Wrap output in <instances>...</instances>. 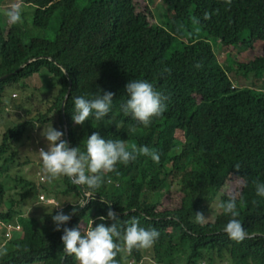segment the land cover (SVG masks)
I'll return each mask as SVG.
<instances>
[{"label": "trees", "instance_id": "16d2710c", "mask_svg": "<svg viewBox=\"0 0 264 264\" xmlns=\"http://www.w3.org/2000/svg\"><path fill=\"white\" fill-rule=\"evenodd\" d=\"M154 2L165 10L160 20L154 15ZM23 3L22 23L0 25V78L28 64L0 80V223L13 222L17 214L13 202L6 207V179L19 178L27 187L21 203L37 191L13 166L19 159L13 145L26 137L19 136L20 131L50 125L65 133L70 147L82 151L87 137L99 132L106 140L156 149L160 161L139 156L127 166L118 164L119 174H106L102 186L63 227L87 228L92 221L95 226L110 206L119 214L121 230L136 218L140 226L160 233L151 248L118 254L119 264H264V197L256 195L253 183H264V92L236 89L211 42L214 39L231 53L257 51L238 68L264 80V0H232L230 5L226 0ZM206 12L210 19H204ZM57 15L52 39L35 35L47 30ZM188 24L198 26L205 36L190 39L183 32ZM165 67L171 72L161 75ZM35 75L42 83L39 88L27 83ZM132 79L147 80L168 97L166 111L149 127L120 111L128 98L125 85ZM100 90L115 94L109 116L76 125L74 98H93ZM12 107L23 118L15 127L9 116ZM58 180L65 190L51 191L45 182L46 198L53 201L71 194L78 201L54 209L43 227L25 224L21 239L9 241L2 232L0 249L8 248L0 250V264H78L63 251V232L55 230L52 217L61 210L72 213L74 204L86 198V188L72 185L64 176ZM233 191L238 193L236 218L248 233L242 242L224 232L232 217L222 209L213 222L201 225L195 220L196 212H209Z\"/></svg>", "mask_w": 264, "mask_h": 264}, {"label": "clouds", "instance_id": "9594fccd", "mask_svg": "<svg viewBox=\"0 0 264 264\" xmlns=\"http://www.w3.org/2000/svg\"><path fill=\"white\" fill-rule=\"evenodd\" d=\"M232 0H226L231 4ZM23 0L11 3L4 12L7 19L6 24L16 25L23 20ZM1 17V15H0ZM204 19H210V14L205 13ZM198 23L197 21H194ZM37 59H34L36 61ZM196 67H201L197 64ZM171 69L165 67L161 75L170 74ZM127 99L120 104V111L125 116H131L139 124L149 127L153 118L160 117L167 109L165 101L168 97L156 90L154 85L144 79H132L125 85ZM114 93L100 90V94L93 98L78 96L74 98V111L72 119L76 125H83L90 117L101 121L109 116L112 110ZM67 118V117H66ZM65 123V119H64ZM69 123V121H68ZM50 126V125H49ZM66 129V123H65ZM70 129V126H69ZM135 130V129H133ZM67 132V130H66ZM42 136L47 141V150H39L40 158L47 179L49 181L61 176L67 177L74 186L85 187L86 198L81 200L72 213L65 214L62 210L52 217L55 230L63 232L61 241L64 245L63 251L68 256H74L78 264H119L116 257L121 253L131 254L133 249H148L159 239L160 233L155 228L140 226L136 218L127 222L126 227L121 228L119 214L111 209L107 216H100V223L83 228L78 225L73 228L63 227L75 215L78 208H83L104 183V177L108 173H118L117 165L127 166L130 162L137 160L139 156L149 157L154 163H159L160 153L148 146H137L127 144L121 139H105L99 132H94L84 142V150L80 147H70L63 137V131L56 130L52 126L43 131ZM239 171L240 165H235ZM42 183V181H41ZM256 187V195L264 197V183L253 181ZM236 192H230L227 201L218 203V207L225 214L232 217L224 226V232L236 242H242L248 233L238 217ZM51 200V199H50ZM54 208H60L56 205ZM106 220H111L110 225ZM195 220L203 225L206 217L203 212H196ZM10 226V225H9ZM8 226V227H9ZM13 227V225L11 224Z\"/></svg>", "mask_w": 264, "mask_h": 264}, {"label": "rangeland", "instance_id": "374dc122", "mask_svg": "<svg viewBox=\"0 0 264 264\" xmlns=\"http://www.w3.org/2000/svg\"><path fill=\"white\" fill-rule=\"evenodd\" d=\"M87 1L92 2L94 0ZM14 2H16V0H0V25L6 24L7 19L4 15V12L7 7ZM151 6L153 7L155 17L159 20L162 19V16L165 14V10L162 4L160 2H154L151 4ZM58 24L59 15H57L53 19L50 27L47 30L42 32L38 31L39 33L36 31L34 33H36L35 35H39L42 38L52 39L56 34V31L58 30ZM183 32L187 35H190V39H200L205 36V33L202 31V29H200L194 24H188V29H184ZM186 34L185 38L187 39ZM211 42L214 45L213 47L217 54L218 63L226 71L230 81L236 89H238L239 91H244L248 89L250 91H253L255 94H260L264 92L263 79L255 77L254 74L245 75V73L240 72L238 68L239 63H245L253 60L255 55L258 53L257 51H234V53H231L225 48H223V46H221L214 39L211 40ZM27 83L31 86H37L38 88L42 85V83L40 82V78L37 75L29 78L27 80ZM16 99L17 101L21 100L19 95L16 96ZM9 116L13 122V127L21 125L23 123V118L21 117V114L15 109V107L11 108ZM50 127L51 126L37 125L29 128L28 131H20V127H17V131H20L19 136L26 137L21 143L13 145L14 151L19 154V159L13 164V166L17 169L16 172L21 171L19 174L22 173L23 179L33 182L36 185L37 191L28 195L25 198L24 203H21V194L25 193L27 187L24 188L25 185L21 184L20 181H18L20 180L19 178H13L8 180L6 179L3 182L7 190L6 207L7 209H9L8 203L13 202V211H17L14 221L9 223L13 225V228H11V226L8 227L9 224L7 223H0V235L2 234V232L5 231L6 238L9 239V241H11V239H21L24 237L25 224L33 223L35 228L43 227V222H46L49 218V215L53 214L54 209H56L54 207L57 205L58 202L60 207H63L68 202L78 201V197L71 194L68 196L60 194L57 198L53 199V204V201L50 203H45L40 200V195H44L46 197V195L44 194L45 186L43 185L45 184V182L47 184V187H49L51 191L65 190V187L59 182V178L51 181L47 179V174L43 169L42 160L39 154V150L41 148L47 150V141L41 133L43 131H47V129ZM2 138L3 135L0 134V139ZM25 163H29L30 165L26 166L25 168H21L22 165H25ZM16 172L13 173V175L16 174ZM41 179H44L45 182L41 183ZM16 202H19V204H16ZM212 208L213 209L209 210V212H206L204 214L206 217L205 224L213 222L215 220V217L221 212L220 208L217 206L216 203H214ZM19 213H21L22 216H20ZM35 220L37 222L36 224ZM6 243L8 245V242H4L1 244L4 245ZM7 248L8 246L6 247V249ZM2 249H5V246Z\"/></svg>", "mask_w": 264, "mask_h": 264}, {"label": "water", "instance_id": "95a60500", "mask_svg": "<svg viewBox=\"0 0 264 264\" xmlns=\"http://www.w3.org/2000/svg\"><path fill=\"white\" fill-rule=\"evenodd\" d=\"M32 61H34V60H32ZM32 61H31V62H32ZM27 66H28V64H26L25 66L21 67L20 70L16 71L15 73H13V74H9V75H7V76H5V77L0 78V80H1V79H6V78H8V77H10V76H12V75L17 74L18 72L22 71V70H23L24 68H26ZM71 84H72V81H71ZM70 94H71V90L69 91V93H68V95H67V97H66V99H65V101H64V105H63V107L65 106V103H66L68 97L70 96ZM65 123H66L67 134L69 135V131H70V130H69V123H68V119L66 118V115H65ZM89 200H90V199H89Z\"/></svg>", "mask_w": 264, "mask_h": 264}, {"label": "built area", "instance_id": "2783aa9c", "mask_svg": "<svg viewBox=\"0 0 264 264\" xmlns=\"http://www.w3.org/2000/svg\"><path fill=\"white\" fill-rule=\"evenodd\" d=\"M41 181H42V182H45L44 179H41ZM40 200H42V201L45 202V203H50V202H52V200H48L44 195H40ZM10 226H11V225H10ZM11 228H13V227L11 226Z\"/></svg>", "mask_w": 264, "mask_h": 264}]
</instances>
